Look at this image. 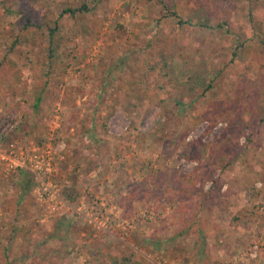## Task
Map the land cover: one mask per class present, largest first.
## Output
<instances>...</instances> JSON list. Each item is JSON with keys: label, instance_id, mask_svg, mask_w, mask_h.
<instances>
[{"label": "rangeland", "instance_id": "1", "mask_svg": "<svg viewBox=\"0 0 264 264\" xmlns=\"http://www.w3.org/2000/svg\"><path fill=\"white\" fill-rule=\"evenodd\" d=\"M71 2L0 0V154L25 166L0 159V264H264V0H100L50 60L30 29L9 51Z\"/></svg>", "mask_w": 264, "mask_h": 264}, {"label": "trees", "instance_id": "2", "mask_svg": "<svg viewBox=\"0 0 264 264\" xmlns=\"http://www.w3.org/2000/svg\"><path fill=\"white\" fill-rule=\"evenodd\" d=\"M100 0H72L70 4H66L57 17L47 18L43 21L36 19H29L27 16L24 17L25 23L21 26L19 33L15 36L12 41L9 51L13 52L16 48L23 46V44L29 42L28 30L32 35H35L37 31L40 32L42 42L41 46L43 51L46 53L47 61L54 57L55 50L59 46L60 35L64 27L62 25L63 18L75 19L77 15L87 14L94 10ZM154 1V0H148ZM157 3L162 5V0H156ZM175 16V14H173ZM183 23V22H179ZM187 23V22H186ZM189 24V23H188ZM39 62V58H38ZM0 66L5 67V72L1 74V78H5L9 73L13 72L15 78H17V62L5 56L0 62ZM36 64L32 62L31 69L34 71ZM37 79L39 80L38 87L34 88L33 98L35 97V105H38L42 93L46 90L49 84L58 86L59 81H52V77L49 71H43L39 73ZM70 191V193H69ZM62 197L69 203L77 201L79 196L78 192L72 189H63L61 192ZM6 255V252L4 253ZM32 264H60L57 257L46 256L45 258L40 256H32ZM8 259V258H7ZM120 264V263H118Z\"/></svg>", "mask_w": 264, "mask_h": 264}, {"label": "built area", "instance_id": "3", "mask_svg": "<svg viewBox=\"0 0 264 264\" xmlns=\"http://www.w3.org/2000/svg\"><path fill=\"white\" fill-rule=\"evenodd\" d=\"M13 147V145H11V148ZM13 153V150L11 149L10 150V154ZM0 159L2 161H4L6 163V171H10V170H13L15 169L16 167H19V168H25L24 166V163L23 162H17L15 161L13 158H11L10 156H7L5 154H0ZM33 159H36V156H33L32 158H29L28 160L30 162L33 161ZM32 170H30L34 175H36L35 177L38 178L39 176V173L38 171L37 172H34L33 170V166H31ZM46 173H50V169L48 167V164H47V167H46ZM41 192L38 194V197L41 201L43 202H46L47 199H53V200H56L58 199L57 195H56V192L55 191H52L51 189V184L49 183H44L42 182L41 183ZM60 204H62V201H59ZM257 248V246H254V251H252V254L250 255L251 257H256V251L255 249Z\"/></svg>", "mask_w": 264, "mask_h": 264}, {"label": "crops", "instance_id": "4", "mask_svg": "<svg viewBox=\"0 0 264 264\" xmlns=\"http://www.w3.org/2000/svg\"><path fill=\"white\" fill-rule=\"evenodd\" d=\"M202 27H205V28H207V29H208V28H211V27L205 26L204 24L202 25ZM217 27L219 28V26H217ZM136 77H137V75H136ZM139 78H140V77H139ZM187 81H190V79H187ZM139 83H140V82H139V79H136V78H135V84L138 85ZM153 109H154V108H153ZM153 109H152V110H153ZM198 109H199V108H198ZM138 110H139V108H138ZM201 111H202V110H201ZM198 113H199V112H198ZM198 113H195L194 116L196 117ZM137 115H138V114H137ZM137 115H135V116H133V117H136ZM199 116H202V115H199ZM202 117H204V116H202ZM175 200H176V198H175ZM232 210H234V211H238V214L236 215V217H238V218L241 217V216L239 215V213L242 214V212L239 211L240 209H237V208H234V207H233ZM236 228H239V227H236Z\"/></svg>", "mask_w": 264, "mask_h": 264}]
</instances>
